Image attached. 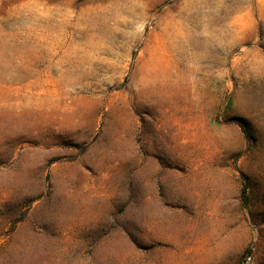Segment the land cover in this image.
<instances>
[{
    "label": "rangeland",
    "instance_id": "374dc122",
    "mask_svg": "<svg viewBox=\"0 0 264 264\" xmlns=\"http://www.w3.org/2000/svg\"><path fill=\"white\" fill-rule=\"evenodd\" d=\"M0 264H264V0H0Z\"/></svg>",
    "mask_w": 264,
    "mask_h": 264
},
{
    "label": "bare ground",
    "instance_id": "6f19581e",
    "mask_svg": "<svg viewBox=\"0 0 264 264\" xmlns=\"http://www.w3.org/2000/svg\"><path fill=\"white\" fill-rule=\"evenodd\" d=\"M180 129L181 128L178 125H174L171 122L164 121L163 123L156 125L157 146L155 148V152L161 154L164 160L167 159L166 154L168 149H173L175 152L177 151L176 153H178V151H183L185 153L184 155L185 159L183 161H186L191 157V154L193 153V149L200 148L199 146L200 144L198 145L199 141L197 142L193 138L194 134L190 127H183L182 130ZM173 131H177V133H173ZM180 190L181 192L176 195V198L180 199L182 202H184L189 197L192 198V197L200 196L199 193L195 190L194 185L191 186L183 185Z\"/></svg>",
    "mask_w": 264,
    "mask_h": 264
}]
</instances>
